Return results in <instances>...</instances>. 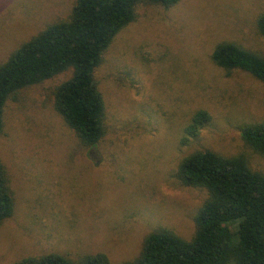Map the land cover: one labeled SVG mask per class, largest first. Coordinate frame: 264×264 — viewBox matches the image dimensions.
Segmentation results:
<instances>
[{
	"label": "rangeland",
	"instance_id": "374dc122",
	"mask_svg": "<svg viewBox=\"0 0 264 264\" xmlns=\"http://www.w3.org/2000/svg\"><path fill=\"white\" fill-rule=\"evenodd\" d=\"M77 0H0V64L55 22ZM264 0H182L172 8L142 4L95 77L104 96L107 134L85 147L55 109V91L72 73L19 91L5 107L0 157L15 199L0 224V264L58 254H104L132 261L147 235L166 228L186 240L208 197L178 178L198 151L246 156L264 173V156L241 136L264 122V83L212 61L217 44L234 42L264 55L256 23ZM211 120L183 144L194 114Z\"/></svg>",
	"mask_w": 264,
	"mask_h": 264
},
{
	"label": "trees",
	"instance_id": "16d2710c",
	"mask_svg": "<svg viewBox=\"0 0 264 264\" xmlns=\"http://www.w3.org/2000/svg\"><path fill=\"white\" fill-rule=\"evenodd\" d=\"M181 1L77 0L68 20L51 24L0 64V135L11 98L70 71L71 77L56 88L55 109L85 147L96 148L107 134L104 96L95 77L106 51L136 21L140 5L172 8ZM256 27L264 38V12ZM212 61L228 73L241 70L264 83L263 54L224 41L214 48ZM210 120L207 111L196 112L185 128L183 144L196 138ZM241 136L264 156V122L244 126ZM177 174L183 185L208 192L195 218L193 238L156 229L147 235L135 259L120 264H264V173L252 170L244 155L227 157L206 150L185 157ZM14 211L8 171L0 157V224ZM15 264L112 263L100 253L78 260L47 254Z\"/></svg>",
	"mask_w": 264,
	"mask_h": 264
}]
</instances>
